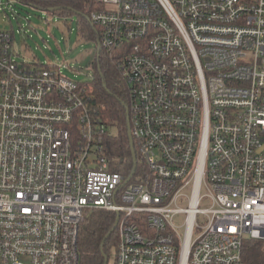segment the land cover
I'll return each instance as SVG.
<instances>
[{
    "label": "built area",
    "instance_id": "2783aa9c",
    "mask_svg": "<svg viewBox=\"0 0 264 264\" xmlns=\"http://www.w3.org/2000/svg\"><path fill=\"white\" fill-rule=\"evenodd\" d=\"M89 20L118 57L136 166L115 170L84 83L18 61L0 30V264H80L94 209L119 215L115 264H253L264 0H94Z\"/></svg>",
    "mask_w": 264,
    "mask_h": 264
},
{
    "label": "trees",
    "instance_id": "16d2710c",
    "mask_svg": "<svg viewBox=\"0 0 264 264\" xmlns=\"http://www.w3.org/2000/svg\"><path fill=\"white\" fill-rule=\"evenodd\" d=\"M37 9L67 17L77 15L80 19V32L97 41V28L89 20L94 0H20ZM94 76L84 82L90 97L89 104L108 125H114L118 134L107 137L106 155L117 160V171L129 173L134 167L127 128V89L120 72L117 55L110 57L104 50L93 63ZM115 214L103 210H90L86 213L79 238L80 264H106L112 249L117 246L118 236L115 227ZM110 233L107 239L105 236ZM243 260L247 263L264 264V243L246 240L243 246ZM107 263V264H108Z\"/></svg>",
    "mask_w": 264,
    "mask_h": 264
},
{
    "label": "rangeland",
    "instance_id": "374dc122",
    "mask_svg": "<svg viewBox=\"0 0 264 264\" xmlns=\"http://www.w3.org/2000/svg\"><path fill=\"white\" fill-rule=\"evenodd\" d=\"M77 15L61 16L37 9L20 0H3L0 7V30L13 35L18 61L34 60L39 65H57L63 75L78 82L94 76L97 41L80 32ZM112 136L118 134L114 125ZM183 217L177 223L183 222ZM108 264H115V247Z\"/></svg>",
    "mask_w": 264,
    "mask_h": 264
},
{
    "label": "water",
    "instance_id": "95a60500",
    "mask_svg": "<svg viewBox=\"0 0 264 264\" xmlns=\"http://www.w3.org/2000/svg\"><path fill=\"white\" fill-rule=\"evenodd\" d=\"M54 11H57V8H51L48 12H54ZM127 128H128V137H129V140H130V147H131L132 157H133L134 165L136 166L137 154H136V151H135L134 141H133V137H132L131 130H130L129 118L127 119ZM118 218H119V215H117V217H116V222L118 221ZM109 235H110V233H108L105 236V239H107ZM105 262H106V264L108 263V257L107 256H105Z\"/></svg>",
    "mask_w": 264,
    "mask_h": 264
}]
</instances>
